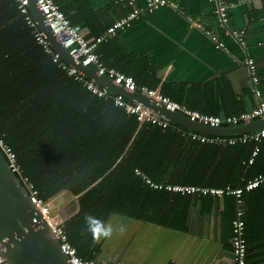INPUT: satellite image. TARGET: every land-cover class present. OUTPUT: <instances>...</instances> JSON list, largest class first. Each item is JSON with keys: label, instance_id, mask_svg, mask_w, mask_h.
<instances>
[{"label": "trees", "instance_id": "16d2710c", "mask_svg": "<svg viewBox=\"0 0 264 264\" xmlns=\"http://www.w3.org/2000/svg\"><path fill=\"white\" fill-rule=\"evenodd\" d=\"M103 63L132 76L138 87H157V79L140 56L122 54ZM159 92L201 112L191 97L164 87ZM176 126L139 125L112 99L92 95L35 43L17 3L0 0V135L41 198L64 189L78 197L79 210L63 227L79 257L94 260V241L109 215L152 220L149 211L154 199L199 195L155 190L135 175V169L162 186L217 189L242 188L264 176V138L220 146L191 140L182 135L184 128L177 132ZM222 199L232 235L231 223L240 204L232 195Z\"/></svg>", "mask_w": 264, "mask_h": 264}, {"label": "crops", "instance_id": "0c3cea01", "mask_svg": "<svg viewBox=\"0 0 264 264\" xmlns=\"http://www.w3.org/2000/svg\"><path fill=\"white\" fill-rule=\"evenodd\" d=\"M55 1L82 26L87 38L103 33L127 11L122 0ZM144 1L136 3L141 6ZM174 1L205 28L221 33L208 0ZM225 1L230 7L229 26L246 30L244 49L222 35L224 46L216 48L177 12L162 8L101 43L98 52L103 62L115 61L122 54L142 57L158 81L156 89L164 87L172 94L191 97L201 113L224 116L247 112L256 100L243 63L246 57L257 67L264 99V0ZM204 196L154 199L149 211L152 220L109 215L95 238L94 260L107 264H235L225 201ZM53 198L52 207L65 219L78 212V197L76 201L65 195ZM240 209L247 243L245 264H264V183L241 195ZM105 228L111 229L108 236L101 234Z\"/></svg>", "mask_w": 264, "mask_h": 264}, {"label": "built area", "instance_id": "2783aa9c", "mask_svg": "<svg viewBox=\"0 0 264 264\" xmlns=\"http://www.w3.org/2000/svg\"><path fill=\"white\" fill-rule=\"evenodd\" d=\"M17 3V9L23 16L25 24L31 30V34L35 43L39 45L43 52L50 58L51 62L59 69L66 72L69 77L75 81L80 82L82 86L92 95L100 99H112L113 104L117 107L123 108L128 114L134 115L138 124H152L162 129L167 128L171 123L164 117L159 116L150 108L141 105L137 102L127 100L122 94H113L106 87L97 85L94 81L89 80L81 72L70 66L61 56L53 50L44 33L36 25L30 10L28 0H14ZM127 7L126 13L120 18L116 19L106 30L94 38H87L86 34L80 24L71 23V21L61 11L59 5L54 0H36L38 8L44 17L46 25L51 29L56 40L68 51L70 57L83 66H90L95 69L98 75L106 76L115 84L122 85L128 91L139 92L152 101L162 104L167 110L178 112L190 121H195L210 127H228L240 126L245 123L260 119L264 117V99L259 87L260 77L257 67L252 58L246 57L244 59V66L248 72L249 81L251 84V93L256 100V105L247 112H242L237 115H210L204 114L196 110H191L186 106L179 104L169 97L162 96L159 89H148L144 86L138 87L130 75H126L115 68L107 67L97 54L98 46L114 38L117 33L124 31L133 22L138 21L146 14H150L158 9L169 8L177 12V14L185 18L189 23L190 28H197L205 36H207L216 48H223V42L220 35L227 36L234 40L242 49L246 47V30L245 28H232L229 26V9L230 7L225 0H208L212 5L213 14L216 19V26L219 33L213 32L205 28L198 18L192 17L179 8L174 0H145L139 6L136 0H122ZM264 49V46H263ZM177 132L181 131V127H174ZM182 135L187 136L191 140L199 141L201 143L213 145H234L237 142L246 143L249 141L260 142L264 138V128L249 134H244L236 137H211L200 135L192 131H182ZM0 152L10 171L17 177L22 184L29 202L38 211L42 221L45 223L48 231L56 238L59 243L60 250L68 257L71 264H107L99 263L95 260L82 259L76 253L75 248L68 240V236L64 230L63 224L66 220L62 215H58V211L50 204V198L43 199L39 196V192L35 185L25 175L23 168L17 161V156L13 149L3 140L0 135ZM256 148L250 160L257 154ZM135 175L139 176L143 182L149 187L160 190L164 188L167 191L178 192L181 194L192 195H211L222 197L223 195H232L240 204V197L243 192H248L258 188L264 183V176L260 175L252 180H249L242 188L232 189L226 187L225 189L204 188L193 186H162L153 183L149 178L142 174L138 169L134 170ZM50 203V204H49ZM243 212L237 209L235 218L232 220V235L231 247L232 255L235 264H245V256L247 243L243 231L245 227L244 221L241 219ZM0 264H6L2 251L0 250Z\"/></svg>", "mask_w": 264, "mask_h": 264}, {"label": "water", "instance_id": "95a60500", "mask_svg": "<svg viewBox=\"0 0 264 264\" xmlns=\"http://www.w3.org/2000/svg\"><path fill=\"white\" fill-rule=\"evenodd\" d=\"M30 13L44 33L50 46L70 66L81 72L97 85L106 87L113 94H122L127 100L150 108L159 116L166 118L187 131L211 137H236L253 133L264 128V117L240 126L210 127L190 121L178 112L167 110L162 104L152 101L139 92H131L115 84L106 76L98 75L94 68L75 62L68 51L56 40L51 29L46 25L36 0H28ZM65 194L73 201L77 200L67 189L57 195ZM79 208H77V211ZM0 250L6 264H71L68 257L60 250L56 238L48 231L38 211L31 205L27 194L10 171L0 152Z\"/></svg>", "mask_w": 264, "mask_h": 264}, {"label": "clouds", "instance_id": "9594fccd", "mask_svg": "<svg viewBox=\"0 0 264 264\" xmlns=\"http://www.w3.org/2000/svg\"><path fill=\"white\" fill-rule=\"evenodd\" d=\"M89 219V221H91V217H89L88 218ZM110 232H111V229L110 228H105L103 231H102V235H104V236H108L109 234H110Z\"/></svg>", "mask_w": 264, "mask_h": 264}, {"label": "rangeland", "instance_id": "374dc122", "mask_svg": "<svg viewBox=\"0 0 264 264\" xmlns=\"http://www.w3.org/2000/svg\"><path fill=\"white\" fill-rule=\"evenodd\" d=\"M55 199V197L53 198V200ZM67 199V198H66ZM68 200V199H67ZM50 201H52V198H50ZM57 206H59L60 203H55Z\"/></svg>", "mask_w": 264, "mask_h": 264}]
</instances>
